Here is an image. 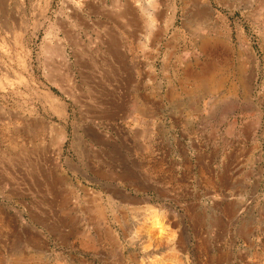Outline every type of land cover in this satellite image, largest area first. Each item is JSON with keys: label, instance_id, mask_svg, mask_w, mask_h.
Returning <instances> with one entry per match:
<instances>
[{"label": "rangeland", "instance_id": "1", "mask_svg": "<svg viewBox=\"0 0 264 264\" xmlns=\"http://www.w3.org/2000/svg\"><path fill=\"white\" fill-rule=\"evenodd\" d=\"M0 264H264V0H0Z\"/></svg>", "mask_w": 264, "mask_h": 264}, {"label": "bare ground", "instance_id": "2", "mask_svg": "<svg viewBox=\"0 0 264 264\" xmlns=\"http://www.w3.org/2000/svg\"><path fill=\"white\" fill-rule=\"evenodd\" d=\"M126 11H127V9H126ZM200 28V27H199ZM205 44V43H204ZM205 46V45H204ZM209 68V67H208ZM207 68V69H208ZM218 69V68H217ZM216 70V69H215ZM214 71V70H213ZM210 72V69H208V73ZM216 72V71H215ZM207 72L206 73H204L203 75H202V77H195V81H196V86L197 87H194V89L195 88H197L196 89V91H198L199 92V94L200 93H202V94H204V95H209V94H211L212 93V91H213V87H214V85H215V83H214V80L212 79V77H211V75H207L208 74ZM215 78V77H214ZM190 79V78H189ZM193 80H194V78H193ZM217 80V79H216ZM219 82V81H218ZM190 84V83H189ZM217 84V83H216ZM219 84V83H218ZM194 86V85H193ZM216 87V86H215ZM189 88V87H188ZM198 88L200 89V90H198ZM218 88V87H217ZM191 89V88H190ZM192 90V89H191ZM215 90V89H214ZM194 91V90H193ZM190 94H192V93H190ZM198 94V93H197ZM194 95H195V93H194ZM193 95V97L195 98V96H197V95H195L194 96ZM201 99H203L204 97H200ZM199 98V99H200ZM193 111L195 110V109H193V108H191Z\"/></svg>", "mask_w": 264, "mask_h": 264}]
</instances>
